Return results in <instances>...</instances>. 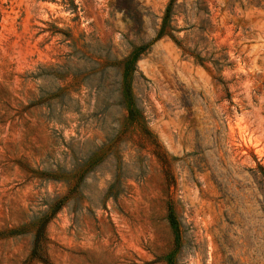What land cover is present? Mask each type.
Here are the masks:
<instances>
[{"label": "rangeland", "instance_id": "obj_1", "mask_svg": "<svg viewBox=\"0 0 264 264\" xmlns=\"http://www.w3.org/2000/svg\"><path fill=\"white\" fill-rule=\"evenodd\" d=\"M261 168L264 0H0V264H264Z\"/></svg>", "mask_w": 264, "mask_h": 264}, {"label": "trees", "instance_id": "obj_2", "mask_svg": "<svg viewBox=\"0 0 264 264\" xmlns=\"http://www.w3.org/2000/svg\"><path fill=\"white\" fill-rule=\"evenodd\" d=\"M171 6H172V1H170L168 3V5L165 9L162 24H161V27H160L157 35H162L163 33L166 32V27L168 25V19L171 16ZM261 169H262V172L264 173L263 168H261ZM56 207L58 208L59 205ZM57 208H55V209H57ZM48 220H49V216H46L41 220L40 224L38 225L36 233H35L34 238H33L32 249H31V255L33 257L42 259L44 262L47 260H45V258H43L41 256L40 251L43 248L45 225H46Z\"/></svg>", "mask_w": 264, "mask_h": 264}]
</instances>
